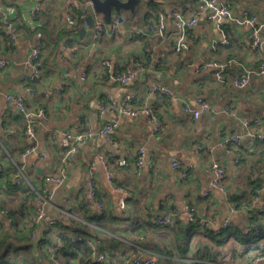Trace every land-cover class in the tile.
I'll return each mask as SVG.
<instances>
[{
	"label": "crops",
	"instance_id": "crops-1",
	"mask_svg": "<svg viewBox=\"0 0 264 264\" xmlns=\"http://www.w3.org/2000/svg\"><path fill=\"white\" fill-rule=\"evenodd\" d=\"M70 1L72 6L67 0H44L34 19L29 11L35 0H0L6 12L0 21L12 22L19 33L13 46H6L0 34V58L9 62L0 76V245L5 239L8 242L0 254L6 251L10 264H62L59 253L57 260L52 257L55 232L74 234L85 228L93 239L89 244L96 242L107 253L104 262L94 264H125L124 256L131 252L155 258L158 264H264V260H251L260 238L250 232L258 228L256 220L264 224V141L255 143L244 135L243 124L248 120L264 131V75L251 72L264 62V47L252 46L255 27L264 35V0H218L230 4L236 18L246 11L255 14V25L231 18L218 21L202 12L187 33L190 49L182 53L176 52L172 13L179 8L191 15L198 9L192 3L188 6L191 0H143L135 12H114L112 25L106 23L105 32L90 42L80 38L77 30L87 22L75 14V8H87L89 0ZM71 12L77 21L72 26L67 21ZM96 17L104 18L103 14ZM161 17L166 22L163 35L148 28L149 22ZM222 30L229 44L223 43ZM34 47L41 49L43 60L35 100L27 94L29 82L23 78L32 70L26 61ZM209 60L233 61L223 81L213 77L212 68L196 71ZM139 62L142 66H137ZM126 68L135 69L131 79L115 80ZM241 72H250L246 87L234 83ZM160 86L169 88L171 95L160 97ZM7 93L24 95L30 107L44 109L35 137L27 134L24 118L7 101ZM131 93L136 98L129 107L148 106L163 122V130L155 132V123L144 113L130 115L109 106ZM199 97L208 100L214 111L196 119L184 107L196 108ZM104 102L105 113L100 107ZM226 105L235 107L239 117L226 112ZM115 118L120 126L112 141L94 136L72 160L65 158L63 132L75 134L87 124L97 129ZM234 134L242 135L240 145L226 143ZM142 147L145 158L139 167ZM174 158L188 165L190 178L183 179L174 169ZM215 161L226 168L225 189H213L206 196ZM92 163L97 166V196L104 208L90 197ZM16 170L26 175L27 183L16 181ZM56 176L64 180L57 183ZM118 187L127 190L126 197ZM46 188L53 191L45 205L47 217L56 220L51 228L46 222L28 224L33 207L30 193L41 194ZM236 193L251 200L237 206L230 199ZM123 197L128 216L119 204ZM189 200L207 223L192 227L187 236ZM169 209L180 211L175 226L152 224L155 215ZM96 213L106 214L100 226L93 217ZM227 219L229 228L237 232L223 237ZM207 248L216 249L219 260H199V254L207 255Z\"/></svg>",
	"mask_w": 264,
	"mask_h": 264
},
{
	"label": "built area",
	"instance_id": "built-area-1",
	"mask_svg": "<svg viewBox=\"0 0 264 264\" xmlns=\"http://www.w3.org/2000/svg\"><path fill=\"white\" fill-rule=\"evenodd\" d=\"M195 5L198 7L197 10L193 11L191 15L185 14L181 9L175 8L173 9V20L175 25V48L177 53H182L184 51H187L190 49V44L187 40V33L188 30L192 27H195L200 19L201 13L206 12L208 13V17L210 19H217L218 21H221L222 19L231 18L236 20L237 22L241 24H252L255 25L257 21V16L251 12H244L242 17L236 18L233 16V10L230 4H224L219 3L218 0H194ZM44 0H35L33 8L29 11V16L31 18H36L39 11L41 10V7L43 5ZM192 2V0H191ZM191 2H188V6H191ZM67 4L69 6H72L73 3L70 0H67ZM86 7L89 10L92 11V3L89 0L86 3ZM192 7V6H191ZM6 14L5 9L0 6V18L4 17ZM96 22H95V39H98L106 30V21L104 18H97L98 14L94 13ZM67 21L72 26L77 23L74 13H69L67 15ZM148 28L155 32L156 34L163 35L166 30V22L164 17H161L158 20H154L148 23ZM8 31V37L6 39V46H13L18 39L19 33L15 29L14 24L12 22H7ZM222 34V41L225 44H229L230 40L224 30L221 31ZM252 46L254 48H262L264 47V35L262 36L260 34V29L258 27H255L253 29V35H252ZM9 62L7 59L0 58V76L4 69L8 66ZM103 65H108L107 61L102 62ZM233 64V61L228 62H219L214 60L206 61L203 65L200 67H197L196 71L200 72L204 69L212 68L213 69V77L216 80L223 81L225 74L229 67ZM26 65L31 68V72H28L24 75V80H27L29 84L26 86L27 94L31 99L37 98V92L35 83H37L42 77H43V71L41 69L42 66V52L39 47H34L32 51L30 52L28 59L26 61ZM137 66H142V63H137ZM135 69L133 68H126L125 71L121 72L120 74L114 76L115 80L119 81H128L131 79V77L134 75ZM251 72L256 73L258 75H264V62H262L258 67L253 69ZM250 81V72H241L234 78V83L239 87H246ZM158 95L160 97H163V95H171V90L167 87L160 86L158 89ZM7 101H9L15 109L23 116L25 124H26V132L29 135L30 138L35 137V126L40 121L41 118L45 117V111L42 108L34 109L30 107L26 103V98L24 95L20 94H11L7 93L5 95ZM136 98V94L131 93L128 94L125 99L121 102L117 101H111L109 106L116 107L119 109L122 113L130 114V115H138L140 113H144L148 115L149 120L151 122H154V131L159 132L163 130V122L159 119L155 118L152 110L148 106H144L141 109H131L130 103H132ZM198 106L196 108L191 107L190 105L186 104L184 107V110L187 113H191L194 118H199L203 113L212 112L214 111V107L212 104L206 100L203 97L198 98ZM101 111L105 113L108 109V105L104 102L100 104ZM225 111L229 114L239 117L238 110L231 106L226 105ZM243 124L245 126V133L244 135L250 137L253 142H263L264 141V131H261L259 129L258 125L252 124L248 120H244ZM120 126V122L118 118H115L106 124H104L102 127L93 129L88 124L84 127L83 130L79 131L78 133L73 134L71 131H65L63 132V138L62 143L65 147V158L67 160H72L76 153L78 152L79 148L85 144L89 139L93 138L94 136H102L106 137L108 140H113V133L116 129H118ZM53 137V136H52ZM242 135H232L227 138L226 143H235L237 145H240L241 143ZM31 149L28 148L26 152H30ZM145 158V152L144 148H140L139 150V156L137 159V163L139 167L142 166L144 163ZM101 162L104 165H107V160L102 159ZM172 165L174 169L179 173V175L183 179H188L191 176V170L188 167V165L182 163L178 158H174L172 160ZM90 176H89V187H90V197L93 199L101 208H104V203L100 201V199L97 196V175L96 170L97 166L95 163H92L90 165ZM0 171H2V168H0ZM210 172L212 175L211 185L208 189L205 190V195L209 196L211 195L213 189H225V181H226V175L227 171L226 168L221 165L219 162L215 161L212 163ZM15 179L18 183L24 184L27 183V177L26 175L21 171L17 170L15 173ZM53 180L57 183H61L64 180V176H56L53 177ZM111 181V179H110ZM118 191H121V193L126 197L127 196V190L123 187H118ZM53 194V191L50 189H45V192L38 194L34 200H32V210L30 212V221L32 224H38L40 222H46L47 227H54L56 225V220L52 218L47 217V212L45 209V205L49 203V200L51 198V195ZM125 197H123L120 201V207L122 211L124 212L125 216L129 215V209L127 206V202ZM257 200V199H256ZM185 212L188 215V219L192 225H201L204 223H207L206 220H203L199 216V209L193 201H190L186 204ZM180 216V211H177L176 209H169V210H163L159 214L155 215L152 218V222L158 226H168L173 227L177 223V219ZM231 224L230 219H227L225 223L223 224L224 229L228 228ZM254 234L258 237L262 236V231L257 228L253 229ZM37 233L34 232L33 236L36 238ZM55 238H56V245L53 246L52 249V257L57 260L58 250L63 245V240L60 236V233L57 231L55 232ZM263 241V239H260V241ZM258 242L255 244L254 252L251 256V260L254 263H257L259 261L264 260V253H260L262 249H264V241ZM90 246L92 248V254L91 258L96 262H104L106 260L107 254L105 251H102L98 248V245L96 242H90ZM125 264H158V261L155 258L148 257L143 258L141 255H137L134 253L125 254L123 259ZM86 261L78 262L77 260L74 261L73 264H86Z\"/></svg>",
	"mask_w": 264,
	"mask_h": 264
},
{
	"label": "trees",
	"instance_id": "trees-1",
	"mask_svg": "<svg viewBox=\"0 0 264 264\" xmlns=\"http://www.w3.org/2000/svg\"><path fill=\"white\" fill-rule=\"evenodd\" d=\"M191 3L195 4V1L192 0ZM87 12H88V9L85 8L84 6H82L81 8H75V14L78 17L79 21H83L86 18ZM76 16H75V18H76ZM3 26H4V29H3ZM6 27H7V22L5 23L4 19H3L2 21H0V34L3 36L2 40L4 41V43L6 42V39L8 37V31H7ZM41 69L43 71V60H42ZM16 172H17V170H16ZM31 194H32V197H31L32 200H34V198L38 195V193H34L33 190L31 191L30 195ZM31 198H30V200H31ZM247 198H248V201L251 200V199H249V197H247L245 195L240 196L237 193L236 194H231V197H230L231 201H233L237 206L241 205L244 202V200L247 199ZM93 217L96 218V220L98 222V225L100 226V223H101L100 220H102L104 217H106V214L105 213H100V214L96 213ZM255 218H256V216H255ZM30 223H31V221H30V217H29L28 224H30ZM152 224H154V223L152 222ZM32 225H34V224H32ZM154 225H156V224H154ZM190 226L191 227L186 229V235L187 236H190L189 232H191V228L192 227H199L200 225H192L191 224ZM255 226H257L262 231V236H260L259 238L264 240V224L256 220L255 221ZM221 232L223 234L220 235V236L227 237V235L229 236L231 234H235L237 231L233 230L231 227L230 228L228 227V228L223 229V231H221ZM250 232H251V234L254 235V232H252V231H250ZM59 233H60V236H61V238L63 240V245L58 250V253L60 254V259L63 262L62 264H73L74 261L77 260V259L79 261L80 260L81 261H86L85 262L86 264H94V260L90 257L91 254H92V248H91V246L89 244V241L93 240V239L90 238V235L87 233L85 228L75 230L73 232L74 234H69V233L63 232V231H60ZM93 237L95 238V236H93ZM7 244H8V242H6V239L3 240V242L0 245V252H1L2 248H4V246L7 245ZM55 245H56V242L52 245V247L55 246ZM186 248H187V242H186ZM5 253H6V251H4V253H3L4 255L0 254V260H1L0 264H10L8 262V260H7L8 258L5 257L6 256ZM206 253H207L206 256H203V255L199 254L200 258H198V259L200 260V259H203V257H207L211 261L219 260L218 256H219L220 253H218L216 251V249L207 248L206 249ZM260 253H264V249H262L260 251Z\"/></svg>",
	"mask_w": 264,
	"mask_h": 264
},
{
	"label": "water",
	"instance_id": "water-1",
	"mask_svg": "<svg viewBox=\"0 0 264 264\" xmlns=\"http://www.w3.org/2000/svg\"><path fill=\"white\" fill-rule=\"evenodd\" d=\"M92 3L93 13L86 16L85 20L87 26L78 28V34L84 42H90L94 39L95 35V22L96 18L94 13L103 14L106 23L112 25L113 13H120L123 10H130L135 12L137 5L143 0H90Z\"/></svg>",
	"mask_w": 264,
	"mask_h": 264
}]
</instances>
